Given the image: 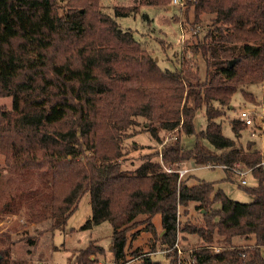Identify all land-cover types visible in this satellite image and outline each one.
<instances>
[{"label":"trees","instance_id":"obj_1","mask_svg":"<svg viewBox=\"0 0 264 264\" xmlns=\"http://www.w3.org/2000/svg\"><path fill=\"white\" fill-rule=\"evenodd\" d=\"M135 1L139 4L114 8L116 16L137 13L143 5L170 8L172 3ZM101 3L70 0L59 14L57 0H0V98H12L10 110L0 109V184L12 179L6 173L23 175L30 184L37 178L38 186L20 194L18 205L24 201L31 223L50 220L52 232L65 228L89 192L92 216L84 228L111 224L115 264H162L127 249L133 226L148 222L153 231L157 214L162 219L157 243L167 252L168 264H179L174 247L181 231L209 244L193 250V264H264V158L255 142L243 147L224 136L220 122L241 91L261 105L262 123L249 128L233 119L232 131L237 138L247 129L264 133V0H186L183 18H174L182 28L191 10L194 27L201 16H211L208 32L192 44L207 63L204 81L186 61L175 70L162 69L133 31L103 12ZM248 21L252 35L246 41L223 34L230 24L236 29ZM250 85H262L261 101L246 90ZM203 109L207 125L197 131L195 117ZM140 118L149 123L146 130L156 142L162 143L161 131L173 134V142L156 154L162 163L150 155L135 170H124V141ZM183 135L196 138L194 147L183 146ZM186 161L230 171L243 165L258 183L239 185L253 201L232 200L215 183L187 184L173 169ZM15 198L10 195L0 214L12 212ZM191 203L203 212L204 225L179 230V208ZM216 234L223 238L220 250L210 245ZM237 237L255 242L237 246L232 242ZM30 243L36 246L38 240ZM104 251L91 243L76 263L94 264L92 256ZM9 256V248L1 250L0 264H10Z\"/></svg>","mask_w":264,"mask_h":264},{"label":"rangeland","instance_id":"obj_2","mask_svg":"<svg viewBox=\"0 0 264 264\" xmlns=\"http://www.w3.org/2000/svg\"><path fill=\"white\" fill-rule=\"evenodd\" d=\"M57 1L59 14H63L70 0ZM101 2L100 7L103 12L114 16L122 29L133 31L136 40L152 53L162 69L175 70L183 66L186 61L192 65L194 71L198 72L202 81L206 79L207 63L201 54H195L192 51V44L208 32L211 26L210 15L201 16L194 27L192 23L195 22V17L193 10H191L189 24L186 25V28H182L181 24L175 23L174 18L176 16L182 17L186 0L181 6L171 5L170 8L143 5L140 6L139 12L127 16H116L114 8L132 7L139 4L137 1L101 0ZM229 24L227 23L225 26ZM251 26V21H248L242 27L237 26L236 29L234 24H230L227 27L228 31H223V34L230 33V36L236 40L235 42L242 43L252 35L250 34L252 33ZM246 90L253 93L258 101L262 100V85H250ZM11 108V97L0 98V109L10 110ZM243 110L253 112L256 123H260L261 105L252 104L243 97L241 91H238L232 99L230 109H224L225 115L220 119L223 134L227 138L235 139L238 146L247 147L249 142H255L256 148L263 155L264 138L253 136V132L258 133V131L247 129L242 132L240 138H237L232 131L230 122L239 118L240 112ZM138 122L139 124L136 127L129 130V137L124 141L125 155L122 165L123 169L128 171H133L139 167L145 156L151 155L155 162L162 163L156 154L162 151L163 145L173 142V134L161 131L159 136L162 143L159 144L146 130L149 123L143 118H140ZM206 125L207 118L205 109H203L198 111L195 117V128L197 131H201L205 129ZM175 136H177V133H175ZM181 140L183 146L187 149L194 147L196 143L194 136L183 135ZM204 143L213 148L207 141H204ZM134 144H136L137 150H134ZM0 164L4 165V157L2 156H0ZM239 166L241 170H245V175H239L222 167L197 166L193 161L176 164L173 169L176 172L179 170L188 171L181 179L189 185L197 184L199 181L215 183L217 188L222 189L232 200L249 204L253 201V197L239 185L242 184L243 180L246 181L247 187H255L258 183L243 165ZM165 170L170 171L167 168ZM5 176L12 179H5L0 184V206L9 201L10 195L16 197L11 206L12 212L0 214V251L10 249V264L13 262V264H77L76 258L79 252L86 249L91 243L105 250L104 254L97 253L96 257L92 256V259L97 258V262L94 264H112L114 262L113 253L111 252L113 242L111 224L105 222L92 228H84L92 216L91 194L89 192L81 198L76 211L69 218L65 228L52 232L50 231V220L31 223L23 206L24 201L22 200V206L18 205L20 194H23L26 190H34L38 186L39 181L36 180L37 178L33 177V184H30L20 174L7 176L6 173ZM14 207H16L15 211ZM219 207L220 205L215 206V208ZM142 220L143 218H140L139 221ZM152 224L155 229L153 231L150 229L151 227H148V222H140L134 225L128 234L127 249L130 250V254L140 250L145 255H150L155 261L168 264L167 252L162 251L157 243L162 231V219L159 214L154 216ZM189 225L197 227L204 225L203 212L196 208L195 203L189 204L187 208H179V230ZM135 233L137 235L134 237L133 234ZM30 240H38V244L33 246ZM232 242L237 246H246L254 244L255 240L254 238L247 240L246 238L237 237ZM177 245L178 247L175 246L174 249L177 252L178 263L192 264L193 250L199 246L209 244H205L197 235L181 231L178 233ZM210 245L215 250H220L224 246L223 238L216 234L215 241Z\"/></svg>","mask_w":264,"mask_h":264},{"label":"built area","instance_id":"obj_3","mask_svg":"<svg viewBox=\"0 0 264 264\" xmlns=\"http://www.w3.org/2000/svg\"><path fill=\"white\" fill-rule=\"evenodd\" d=\"M183 2H184V0H172L171 5L172 6H181L183 4ZM252 113L253 112H251V111L243 110L240 112V115H239V119L242 122H244L249 128H254L255 125L257 124L255 115H253ZM259 116H260V123H262V113ZM253 136L259 137L262 139V138H264V133L262 131L258 132V133L253 132ZM263 158H264V154H263ZM261 165L264 167V159H263ZM233 171L238 173L239 175H245V170H241L239 165H236L235 168L233 169ZM247 171L250 172V170H247ZM177 173L179 174V177L182 178L186 173H188V171L179 170V171H177ZM242 184L246 185V181L243 180ZM176 247H178V245H176ZM112 264H115V263H112ZM179 264H184V263L180 262Z\"/></svg>","mask_w":264,"mask_h":264},{"label":"water","instance_id":"obj_4","mask_svg":"<svg viewBox=\"0 0 264 264\" xmlns=\"http://www.w3.org/2000/svg\"><path fill=\"white\" fill-rule=\"evenodd\" d=\"M234 63L232 62L231 65H233Z\"/></svg>","mask_w":264,"mask_h":264}]
</instances>
